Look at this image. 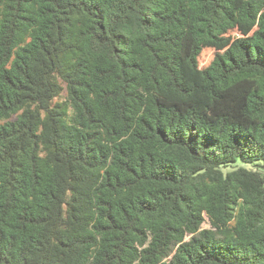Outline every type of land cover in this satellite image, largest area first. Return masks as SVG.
Returning a JSON list of instances; mask_svg holds the SVG:
<instances>
[{"label": "trees", "instance_id": "1", "mask_svg": "<svg viewBox=\"0 0 264 264\" xmlns=\"http://www.w3.org/2000/svg\"><path fill=\"white\" fill-rule=\"evenodd\" d=\"M0 264H264V0H0Z\"/></svg>", "mask_w": 264, "mask_h": 264}, {"label": "rangeland", "instance_id": "2", "mask_svg": "<svg viewBox=\"0 0 264 264\" xmlns=\"http://www.w3.org/2000/svg\"><path fill=\"white\" fill-rule=\"evenodd\" d=\"M210 56L211 55H204V57H202V60H201L202 63H206L209 60Z\"/></svg>", "mask_w": 264, "mask_h": 264}]
</instances>
